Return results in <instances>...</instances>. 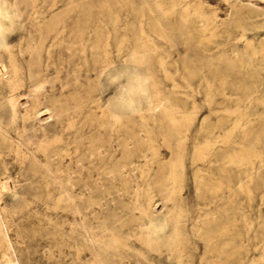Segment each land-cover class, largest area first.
I'll use <instances>...</instances> for the list:
<instances>
[{
	"label": "rangeland",
	"instance_id": "1",
	"mask_svg": "<svg viewBox=\"0 0 264 264\" xmlns=\"http://www.w3.org/2000/svg\"><path fill=\"white\" fill-rule=\"evenodd\" d=\"M0 264H264V0H0Z\"/></svg>",
	"mask_w": 264,
	"mask_h": 264
},
{
	"label": "bare ground",
	"instance_id": "2",
	"mask_svg": "<svg viewBox=\"0 0 264 264\" xmlns=\"http://www.w3.org/2000/svg\"><path fill=\"white\" fill-rule=\"evenodd\" d=\"M43 72V71H42ZM55 88H56V86H55ZM21 113V112H20ZM30 152V151H29ZM101 153V152H100ZM9 185V184H8ZM2 186V185H1ZM10 186V185H9ZM12 186V185H11ZM10 191H11V189H10ZM15 193V192H14ZM9 242V241H8ZM12 250V249H11ZM15 258V257H14ZM16 261V260H15Z\"/></svg>",
	"mask_w": 264,
	"mask_h": 264
}]
</instances>
